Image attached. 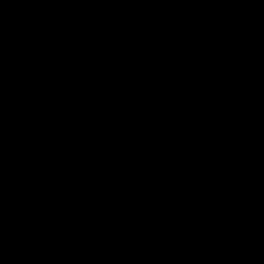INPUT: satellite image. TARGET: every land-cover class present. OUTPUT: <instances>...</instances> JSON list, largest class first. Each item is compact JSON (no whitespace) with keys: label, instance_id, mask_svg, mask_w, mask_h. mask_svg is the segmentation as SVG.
I'll return each instance as SVG.
<instances>
[{"label":"water","instance_id":"obj_1","mask_svg":"<svg viewBox=\"0 0 264 264\" xmlns=\"http://www.w3.org/2000/svg\"><path fill=\"white\" fill-rule=\"evenodd\" d=\"M34 1L43 19L58 28L59 36L52 38L44 27H36L25 13L23 0L10 5L8 38L11 49L27 59L24 76L39 83L49 67L60 91L81 88L89 79L87 65L83 56L68 53L58 10L62 0ZM87 1L109 23L115 14L132 24L141 15L186 21L177 27V52L161 55L139 85L112 89L104 99L123 97L149 104L157 86L166 82L264 83V0ZM201 8L207 11L197 20ZM209 116L221 122L218 157L185 156L176 148L149 152L148 159L175 161L182 172L163 187L153 189L144 180L134 184L124 203L153 218L126 225L123 254L112 264H264V94L244 106L216 109ZM107 142L111 138L104 134L90 144L68 143L57 153V161L71 173L93 172L82 185L98 187L130 170L120 157L108 160L102 154ZM70 186L69 178L58 181L52 169H39L12 190L0 188V217L14 210L27 214L42 205L53 208Z\"/></svg>","mask_w":264,"mask_h":264},{"label":"trees","instance_id":"obj_2","mask_svg":"<svg viewBox=\"0 0 264 264\" xmlns=\"http://www.w3.org/2000/svg\"><path fill=\"white\" fill-rule=\"evenodd\" d=\"M61 8L68 51L85 58L89 76L81 88L62 91L49 67L39 83L26 79L29 64L11 49L6 0H0V188L12 190L41 168L71 181L53 208L42 205L27 214L14 210L0 217V264H112L123 254L124 225L134 209L124 203L128 192L112 185L84 188L87 174L71 173L57 161V153L73 139H91L103 131L115 139L131 136L135 145L145 146L135 159L142 151L181 142L196 143L199 151L212 143V155L218 157L221 122L209 113L243 106L264 91V84L241 81L205 86L167 82L157 86L149 106L104 99L106 88L140 83L161 55L177 51L173 26L160 16L136 25L119 17L104 22L84 0H66ZM26 12L35 26L44 25L52 38L58 37L27 0Z\"/></svg>","mask_w":264,"mask_h":264},{"label":"flooded vegetation","instance_id":"obj_3","mask_svg":"<svg viewBox=\"0 0 264 264\" xmlns=\"http://www.w3.org/2000/svg\"><path fill=\"white\" fill-rule=\"evenodd\" d=\"M14 1L15 0H6L8 17H9V8H10V5ZM23 1H24V10H25V13L27 15V12H26V0H23ZM27 1H28L29 4L34 5L36 11L42 17V14H41V12H40V10H39L38 5L36 4V2L34 0H27ZM65 2H66V0H62V2L58 5V10L62 13V16H63V23H64V25H65L64 13H63V9L61 7H63V5L65 4ZM84 2L86 3V5L89 8V10L97 18H99L101 21L108 22L107 20L99 17L91 9V7H90V5H89V3H88L87 0H84ZM205 11H207V8H201V9H199L198 12H197V15L194 18H196L198 20L199 19L198 17H200ZM117 17H119V18L127 21L131 25H136V24H132L129 20L121 17L119 14H115L114 21H115V19ZM160 17L162 18V20L165 23H169V24L171 23V25L173 26L174 33H175V37L174 38L176 40V46H177V51H178L179 48H180V44H179V42L177 40V35H178L177 34V27L185 24L186 21L184 19H182V18L175 19L173 17H164V16H160ZM148 19H150V18H144L141 15L140 18H139V20H138V22H137V24L140 21H144V20H148ZM44 21H46L51 28H54V29H56L59 32L58 28H55V27L51 26V24L49 23L48 20H44ZM196 23H198V22H196ZM36 27H38V28L44 27L46 30H48L44 25H40V26H36ZM64 28H65V26H64ZM64 36H65V33H64ZM68 53L70 55H78V54H73V53H71L69 51H68ZM241 82H247V83H249L253 87L258 86V85H261V84H264V83H258L256 85H254L250 81H246V80L245 81H241ZM140 83L134 84V85H127L126 84V85L108 87L104 91H102V97L108 91H110L112 89H121V88H125V87H132V86L139 85ZM173 83H175V82H173ZM176 83L181 84L179 82H176ZM181 85H183V84H181ZM211 85H214V84H211ZM188 86H194V85H188ZM75 89H79V88H76L75 87ZM262 94H264V91L261 92V93L256 94L255 96H252V97L254 98V97L259 96V95H262ZM156 95H157V93H156ZM156 95H155V98H156ZM110 98L123 100V101H126L128 103L131 102V103H133V104H135L136 106H139V107H141V106H149L155 100L154 99L149 104H141V103L135 102L133 99H130V98H123V97H110ZM248 103H245L244 105H246ZM133 131H134V129L130 125V135L132 134ZM104 134H108L110 136L111 142H107L104 145V147L102 148V154H107V156H108L107 159L108 160H112L116 156L120 157L123 163L129 164L130 170L128 172L122 174L118 178H109V179H106L100 186H98V187H92V188L108 187V186L112 185L114 187V189L118 190L119 192H121V191H127L128 192V194L123 198V200L126 199L129 196V194H130V192H131L134 184L136 182L140 181V180H144L147 184L151 185V187L154 189V188H157V187L166 186L168 184V182L170 181V179L174 175L179 174V173L182 172V169L180 167H175L177 165L175 163V161H168V164H166V163L156 162V161H152V160L148 159L147 156H148L149 152H151V151L164 150V149H167V148H176V149L179 150V152H181L185 156L186 155H193V156L194 155H202V156H205V157H212V158H214L213 155H212L213 154V151H214V146H213L212 143L208 144V146H207V152L208 153L206 155L205 154V151L195 150V149L191 148V146H189L188 144H185V143H182L181 142L177 146H169V147L166 146V147H163V148L152 149V150L149 149L147 152H143L144 155H141L142 156L141 158L135 159L134 153L135 152H140V149L145 148V146L144 145H135L134 142H133V138L131 136H129L130 138L128 136H124V140H122V139H120L118 137H117V139H115L114 136L110 132H107V131L100 132L99 134H96V136L94 138H91V139H76V140H73L71 142L80 141V142H82L84 144H90V143H93V142L98 141V139L102 135H104ZM120 136L123 137L122 135H120ZM71 142H69V143H71ZM113 146H115V149L114 150H113ZM142 167L145 168V169L142 170ZM168 167H172V168H168ZM69 171H70V169H69ZM83 173H85L87 175H86V177L84 179H82V181H81L82 183H83L84 180L90 178L94 174L93 172H77L75 174H83ZM69 179H70V177H69ZM57 180L59 181V179H57ZM88 189H91V188H88ZM129 206H132V205H129ZM132 207L134 209L129 214V217L131 216V218H129V220L124 225L123 237H124V234L126 232V225H128V224H134L137 221L147 222L151 218H153V215L152 214L144 213L142 210H138L134 206H132ZM136 213L139 215V218H137V219H135V214Z\"/></svg>","mask_w":264,"mask_h":264},{"label":"rangeland","instance_id":"obj_4","mask_svg":"<svg viewBox=\"0 0 264 264\" xmlns=\"http://www.w3.org/2000/svg\"><path fill=\"white\" fill-rule=\"evenodd\" d=\"M167 38H169V39H173V36H169V34L167 35ZM167 83V82H166ZM93 130H94V128H93ZM78 139H81V137L80 138H78ZM73 140H76V139H73ZM183 143H185V144H188L189 146H191V148H193V149H195V150H198L199 148H198V146L196 145V143H186V142H183ZM201 145H204L203 143L201 144ZM201 150L200 151H205V150H207V148H204V147H202V148H200ZM141 150V149H140ZM199 151V150H198ZM142 152H144V151H142ZM206 153H208V152H206ZM42 169V168H41ZM143 169H145V168H143L142 167V170ZM130 218H131V216H130ZM137 218H139V215L136 213L135 214V219H137ZM124 244V243H123Z\"/></svg>","mask_w":264,"mask_h":264}]
</instances>
